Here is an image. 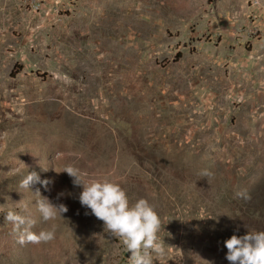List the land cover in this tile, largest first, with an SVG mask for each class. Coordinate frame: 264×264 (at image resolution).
<instances>
[{
	"label": "rangeland",
	"instance_id": "374dc122",
	"mask_svg": "<svg viewBox=\"0 0 264 264\" xmlns=\"http://www.w3.org/2000/svg\"><path fill=\"white\" fill-rule=\"evenodd\" d=\"M21 3L0 0V264H128L67 165L154 207L153 264H229L225 239L264 231V0ZM31 171L47 190L19 186ZM37 190L62 217L41 219ZM9 210L54 239L20 243Z\"/></svg>",
	"mask_w": 264,
	"mask_h": 264
},
{
	"label": "clouds",
	"instance_id": "9594fccd",
	"mask_svg": "<svg viewBox=\"0 0 264 264\" xmlns=\"http://www.w3.org/2000/svg\"><path fill=\"white\" fill-rule=\"evenodd\" d=\"M63 172L69 175L74 186L81 187L82 190L78 195L80 205L102 221L104 229H107L111 235L120 238L129 253L128 264H153L155 258L166 254L165 244L158 235L161 230V218L146 199L139 198L134 203H130L119 183L107 178L85 182L79 170L71 165L65 166ZM200 175L207 177L211 173L205 169ZM34 183H39L47 190L52 181L41 179L35 171H31L23 177L19 186L29 189ZM36 193L39 194V190ZM63 194L61 192L57 196ZM236 195L249 199L246 190L237 191ZM35 206L45 222L55 221L67 211L63 203L54 204L47 197L36 200ZM24 208L26 209L27 205H24ZM85 214L88 212L86 211ZM4 220L11 223L13 231L19 233L20 243L48 242L54 239L56 234L55 223L33 232L31 229L36 223L35 220L12 210L4 214ZM223 246L227 249L225 259L229 264H264V231H247L243 235L234 232L223 241Z\"/></svg>",
	"mask_w": 264,
	"mask_h": 264
},
{
	"label": "built area",
	"instance_id": "2783aa9c",
	"mask_svg": "<svg viewBox=\"0 0 264 264\" xmlns=\"http://www.w3.org/2000/svg\"><path fill=\"white\" fill-rule=\"evenodd\" d=\"M24 10L34 13L53 12L58 9L73 11L77 8L78 0H66L63 4L61 0H21Z\"/></svg>",
	"mask_w": 264,
	"mask_h": 264
},
{
	"label": "crops",
	"instance_id": "0c3cea01",
	"mask_svg": "<svg viewBox=\"0 0 264 264\" xmlns=\"http://www.w3.org/2000/svg\"><path fill=\"white\" fill-rule=\"evenodd\" d=\"M61 1H64L65 2L66 0H61Z\"/></svg>",
	"mask_w": 264,
	"mask_h": 264
}]
</instances>
